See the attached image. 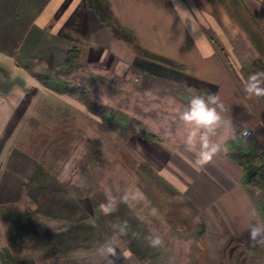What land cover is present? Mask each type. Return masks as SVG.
<instances>
[{
	"label": "rangeland",
	"instance_id": "1",
	"mask_svg": "<svg viewBox=\"0 0 264 264\" xmlns=\"http://www.w3.org/2000/svg\"><path fill=\"white\" fill-rule=\"evenodd\" d=\"M243 1L255 20H264V0ZM109 64L52 74L85 87L107 109L128 113L156 140L140 129L131 134L110 127L77 97L46 88L27 70L12 77L7 92L0 90V249L10 243L11 232L27 264H264V242H251L242 226L250 215L238 210L236 216L232 207L233 202L235 209H249V197L206 200L210 175L214 182L217 176L213 167L206 164L195 173L185 164L184 158L196 159L184 144L190 130L180 118L185 106L173 94L148 92L141 70ZM224 106L223 113L231 109ZM238 123L239 118L221 117L210 140L223 150L221 144ZM247 130L245 138L251 140ZM147 157L165 166L158 171L177 194L162 196L144 178L138 165ZM37 163L54 180L42 191L30 187ZM188 177L200 186H187ZM189 188L204 196L197 212L184 201L192 195ZM110 200L116 210L106 215L101 205ZM124 222L126 234L115 227ZM149 236H159L162 244L150 246ZM107 246L116 249L114 256Z\"/></svg>",
	"mask_w": 264,
	"mask_h": 264
},
{
	"label": "crops",
	"instance_id": "2",
	"mask_svg": "<svg viewBox=\"0 0 264 264\" xmlns=\"http://www.w3.org/2000/svg\"><path fill=\"white\" fill-rule=\"evenodd\" d=\"M101 1L109 5L117 24L133 33L142 49L175 61L183 69L129 48L130 43L117 37L99 18L91 7L92 0H0V90L5 93L11 89L12 77L26 70L32 76L42 70L56 73L75 46L80 54L65 74L73 73L79 65L110 62L109 67L120 70H141L146 74L143 87L148 92L153 96L173 94L171 98L185 108L193 94L219 95L224 105H231L221 117L232 121L239 118L242 123L232 126L230 136L221 144L223 150L208 163L217 175L215 179L223 182H214L210 175L206 200L212 202L225 195L224 201H232L236 194L249 197L253 203L249 209H235L232 202L234 214L239 216V210L250 215L251 221L242 223L248 234L251 225L264 228V216L255 204L259 191L243 184L242 170L228 156L225 145L232 140H247L241 136V129L246 128L251 131V140L247 141H259L264 148V104L245 92L247 77L242 73V65L255 58L264 63V20H255L243 0ZM184 162L195 173L202 170L190 159L184 158ZM146 163L163 178L166 176L158 171L165 166L151 157ZM195 180L188 177L185 183L190 188L199 187ZM190 188L192 195L186 197L203 209L200 201L204 196ZM258 239H264V233Z\"/></svg>",
	"mask_w": 264,
	"mask_h": 264
},
{
	"label": "trees",
	"instance_id": "3",
	"mask_svg": "<svg viewBox=\"0 0 264 264\" xmlns=\"http://www.w3.org/2000/svg\"><path fill=\"white\" fill-rule=\"evenodd\" d=\"M91 7L97 13L99 18L105 21V23L113 29V32L117 37L132 44L143 55L153 57L159 61L169 64L175 69H183L184 66L175 61L149 54L146 50H143L139 46L133 33L117 24L108 4L103 5L101 0H92ZM79 54V50L75 46H72L68 51L65 65L59 68L58 72L63 73L66 70L71 69ZM257 72H264V63L258 58L242 65V73L247 78L250 74ZM33 75L36 76V78L46 88L59 94L77 97L91 113L99 115L100 118L110 127L131 134H134L137 132V129H140L145 137L151 140L157 139L154 134L146 131L140 121L130 116L128 113L117 109H107L103 105L98 104L92 99L90 92L85 87L71 84L67 80L59 78L52 73L43 70L33 72ZM258 98L259 101L264 104V97ZM225 145L229 151L228 156L242 170L243 184L249 188L259 191L255 204L259 213L264 216V148L259 141L252 140L248 142L244 139L228 141ZM97 151L100 152L98 149ZM138 170L143 174L146 180L157 188L159 194L162 196H164L166 192L171 194L178 193V190L166 179L160 176L148 163L143 161L140 162ZM32 179L33 181L31 182L30 187L33 189L35 188L38 191H42L46 187L53 186L54 183L53 178L49 177L46 170L40 163L35 165ZM48 179L49 182L47 181ZM184 201L187 205H190L195 212L198 211V208L189 199L184 198ZM198 227L201 228L199 233L202 236L204 231L203 225L199 224ZM8 237L10 239V243L0 249V264H27L28 262L22 252L16 248L17 244L15 242V235L8 232Z\"/></svg>",
	"mask_w": 264,
	"mask_h": 264
},
{
	"label": "clouds",
	"instance_id": "4",
	"mask_svg": "<svg viewBox=\"0 0 264 264\" xmlns=\"http://www.w3.org/2000/svg\"><path fill=\"white\" fill-rule=\"evenodd\" d=\"M244 89L250 96L264 97V72L250 74ZM225 110L220 96L209 92L203 95L193 94L188 100L186 110L180 114L182 121L190 127L184 144L188 151H192L196 155L194 166L203 167L210 163L220 151V145L210 140L209 133L214 132L220 125L221 113ZM115 210V204L111 200L109 204L101 205V211L106 215ZM115 227H119V231L126 234L127 222ZM262 233H264V228L251 225L249 227L250 241L264 242V239L257 240L262 236ZM146 239L152 247L162 244V239L159 236H149ZM105 250L111 256L116 254V249L112 246H107Z\"/></svg>",
	"mask_w": 264,
	"mask_h": 264
},
{
	"label": "built area",
	"instance_id": "5",
	"mask_svg": "<svg viewBox=\"0 0 264 264\" xmlns=\"http://www.w3.org/2000/svg\"><path fill=\"white\" fill-rule=\"evenodd\" d=\"M250 135L249 131L247 129H243L241 131V136L243 137H248Z\"/></svg>",
	"mask_w": 264,
	"mask_h": 264
}]
</instances>
